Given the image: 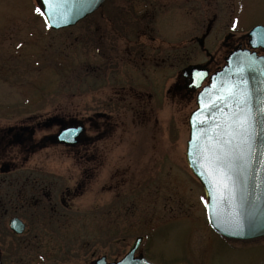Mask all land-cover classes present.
Returning <instances> with one entry per match:
<instances>
[{"label": "rangeland", "instance_id": "rangeland-1", "mask_svg": "<svg viewBox=\"0 0 264 264\" xmlns=\"http://www.w3.org/2000/svg\"><path fill=\"white\" fill-rule=\"evenodd\" d=\"M154 1L160 5L159 0ZM241 1L215 0V5L210 8L199 5L198 15L193 18L189 14L190 2L167 0L166 6H154L155 18L152 19V10L145 12L144 0H106L101 12L103 17L100 11H95L75 26L55 30L45 23L41 11H37L40 6L36 0H0V121L7 125L29 119L46 121L63 114L65 120L79 118L84 101L88 104L95 96L94 85L91 90L88 87L83 97L84 91L81 92L80 88L83 66L88 63L97 66L108 56L111 62L115 56L116 70L112 72L118 78L125 76L128 71L125 69L126 51L130 46L127 38H137V34L128 33L131 5L139 14L148 16L143 23L147 18L148 22L152 19L153 35L159 42L163 41L164 52L167 58L170 56L164 67L149 66L146 70L150 80L154 78L153 82L159 81L165 88L159 110H151L145 119L116 116L114 122L118 127L107 133L97 145L100 150L96 154L101 161L97 165L94 161H85L84 171L77 149L49 147L32 157L48 159L52 165L48 167L67 176L70 184L79 178L86 181V191L74 200L75 206L117 205L149 210V217H153L149 223L153 224H148L145 230L135 225L129 238L134 240L143 231L151 233L154 254L159 259L173 247L181 249L184 243L179 226L170 225L157 231L162 218L179 219L189 215L191 219L186 220L200 224L192 227L194 231L190 237L196 246L202 244L207 233L202 223L205 222L202 211L207 205V197L186 160L188 118L196 108V98L170 95L168 89L185 67L206 63L209 58L206 50L221 62L227 54L223 43L228 31L234 33L233 39L237 41L253 22L264 20V0H248L243 21ZM206 11L209 15L216 13L218 17L205 38L203 49L197 37H202L208 24L201 15ZM144 24L140 30L137 27L138 31L145 30ZM148 43L158 45L157 42ZM106 63L105 66L109 65L108 61ZM137 76H140L139 72ZM86 77L90 82L94 75L89 77L86 74ZM107 93L105 96L110 95L109 89ZM57 129L54 126L47 130L41 126L38 135ZM86 216L87 221L94 222L92 214ZM69 232L71 251H76L82 242L86 246L105 242L111 237L112 230L87 225L82 237L71 225ZM122 235L117 234V238L120 240L124 237ZM217 250L213 253H220ZM255 253L251 264L262 260L264 249ZM220 254L222 264H249L247 255L250 251L233 253L223 249Z\"/></svg>", "mask_w": 264, "mask_h": 264}, {"label": "flooded vegetation", "instance_id": "flooded-vegetation-1", "mask_svg": "<svg viewBox=\"0 0 264 264\" xmlns=\"http://www.w3.org/2000/svg\"><path fill=\"white\" fill-rule=\"evenodd\" d=\"M166 1L159 0V5L154 0H144L143 4L147 7L145 12L152 10L151 18L154 19V6H166ZM186 1L191 3L189 14L193 18L198 15L196 11L199 5L209 8L215 5V0ZM248 3V0L241 1V21L246 17L247 12L243 14V10ZM104 4L97 11L101 13ZM118 14L120 15L119 12ZM128 14H130L128 33L137 34L136 40L127 38L130 42L126 51L127 63L126 66L123 65L124 63L120 64L128 71L122 76L123 78H118L112 72L116 70L115 56L111 59L112 63L108 56L109 58H105V61L97 66L90 63L83 66L84 72L80 77L81 92L84 91V94L88 87L91 90L95 85V92L93 91L95 96L88 101V104L84 101L79 118L65 120L63 114L50 117L46 121L29 119L9 125L0 121V264H118L135 248L137 242V247L127 264H146L145 260L151 264H222L220 253L223 249L233 253L250 251L247 259L251 264L252 258L256 256L255 251L264 249V237L235 240L220 235L208 220L206 205L202 211L203 214L205 213L203 216L205 222L202 223L206 226L207 233L200 246L194 245V241L190 239L194 231L192 227L200 224L186 220L191 219L189 215L179 219L162 218L158 222L162 223L161 226L157 225L159 226L157 231L170 225L179 226L181 236L184 238L181 249L173 247L166 256L159 259L154 254L155 244L154 239L150 237L151 233L143 231L134 240L129 238L130 230L135 225L138 224L144 229L148 224H153L149 223L150 218H153L149 217L148 214L151 213L149 210L145 207L117 205L75 206L74 200L82 197L86 191V181L79 178L70 184L67 176L48 167L51 165L48 159L32 157L49 147L77 149L80 159L83 160L84 171L85 161H94L95 165L101 161L96 154L100 150L97 145L107 133H112L113 129L118 127V123L114 122L116 116L145 119L150 116V112L161 107L164 85H160L159 81L153 82L154 78L150 80L146 70L149 66L164 67L170 56L167 58L164 52L163 41L159 42L153 35L154 29L150 24L152 19L148 22L149 18H147L144 24L142 20L145 21V17L148 16L139 14L132 5ZM201 15L208 22L202 37H197L200 46L203 47L218 14L209 15L206 11ZM143 24L145 30L138 31ZM258 26L264 27V20L253 22L241 33L237 41L233 39L234 33L228 31L223 43L227 54L221 62L206 50L209 58L205 64L210 74L221 68L225 64L226 57L235 49L249 50L264 57V31H260L256 37L249 35ZM149 41L157 42L158 45L150 46ZM107 61L109 65L105 66ZM137 72L140 76H137ZM86 74L89 77L94 75L90 78L92 82H89ZM193 83V78L184 76L183 73L179 74L172 87L168 89V94H178L183 99L196 98L200 89H196ZM207 83L208 79L203 85ZM108 89L110 95L105 96L108 94ZM85 96L84 94L83 97ZM73 122L83 124L84 130L79 142L74 145L53 142L52 137L62 127L69 126ZM41 126L47 130L54 126L58 129L56 132L39 136L38 129ZM87 214H92L93 223L87 221ZM71 225L78 229L80 233L78 235L82 237L85 235L87 225H93L94 229L109 227L112 230L111 237L101 244L88 243L89 245L86 246L85 242H82L76 251H71L69 232ZM121 230L123 232H119ZM119 233L124 236L120 240L117 238ZM215 249L220 253H213ZM171 251L174 253H170ZM258 264H264V257Z\"/></svg>", "mask_w": 264, "mask_h": 264}, {"label": "water", "instance_id": "water-1", "mask_svg": "<svg viewBox=\"0 0 264 264\" xmlns=\"http://www.w3.org/2000/svg\"><path fill=\"white\" fill-rule=\"evenodd\" d=\"M36 1L45 23L59 30L75 26L106 0ZM182 73L200 89L188 118L186 160L205 191L208 220L229 239L264 237V57L235 49L212 74L206 64H191ZM83 130L73 122L52 140L74 145ZM135 248L118 264H127Z\"/></svg>", "mask_w": 264, "mask_h": 264}, {"label": "snow or ice", "instance_id": "snow-or-ice-1", "mask_svg": "<svg viewBox=\"0 0 264 264\" xmlns=\"http://www.w3.org/2000/svg\"><path fill=\"white\" fill-rule=\"evenodd\" d=\"M49 2H50V0H44V3H45V4H47V3H49ZM37 11L39 12L40 9H37Z\"/></svg>", "mask_w": 264, "mask_h": 264}]
</instances>
